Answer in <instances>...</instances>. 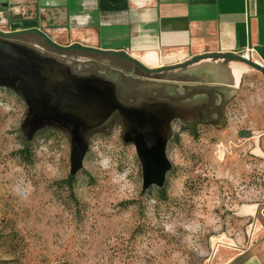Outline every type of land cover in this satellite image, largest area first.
<instances>
[{"label":"rangeland","instance_id":"obj_1","mask_svg":"<svg viewBox=\"0 0 264 264\" xmlns=\"http://www.w3.org/2000/svg\"><path fill=\"white\" fill-rule=\"evenodd\" d=\"M223 91L213 125L176 130L168 144L163 198L142 189L136 148L117 124L90 135L71 192L69 134L47 128L27 141V105L0 87V264H214L219 244L251 229L249 246L255 218L242 208L264 206V73L250 67Z\"/></svg>","mask_w":264,"mask_h":264},{"label":"crops","instance_id":"obj_2","mask_svg":"<svg viewBox=\"0 0 264 264\" xmlns=\"http://www.w3.org/2000/svg\"><path fill=\"white\" fill-rule=\"evenodd\" d=\"M0 29L38 30L64 46L124 50L153 68L204 54L237 55L248 46L264 62V0H0ZM147 51L163 61L144 62L137 54ZM203 61L213 66V85L230 91L253 68L240 59ZM246 206L250 209L244 206L242 214L255 218L253 236L258 231L263 240L253 245L252 236L246 247L248 229L247 235L217 246L214 264H264V206Z\"/></svg>","mask_w":264,"mask_h":264},{"label":"water","instance_id":"obj_3","mask_svg":"<svg viewBox=\"0 0 264 264\" xmlns=\"http://www.w3.org/2000/svg\"><path fill=\"white\" fill-rule=\"evenodd\" d=\"M20 32H34L59 49L75 48L139 62L124 50L81 44L64 46L38 30ZM15 33L18 32L0 30V87L13 90L27 105L21 124L24 138L32 141L47 128L66 131L71 143L70 175L75 176L84 167L90 146L87 136L118 110L124 125L122 143L134 144L142 166V189L164 187L167 174L173 167L167 154V143L172 137L171 121L185 118L188 112L200 114L202 106L199 104L206 103L207 96L201 94L180 100L142 96L132 105H126L119 100L114 82L93 72L75 73L69 64L45 55L27 43L11 39ZM211 56L243 60L238 55L204 54L193 57L192 61ZM183 85L180 83L181 90ZM111 126L109 123L95 131L108 133Z\"/></svg>","mask_w":264,"mask_h":264},{"label":"flooded vegetation","instance_id":"obj_4","mask_svg":"<svg viewBox=\"0 0 264 264\" xmlns=\"http://www.w3.org/2000/svg\"><path fill=\"white\" fill-rule=\"evenodd\" d=\"M35 34L18 32L11 35L10 38L27 43L45 55L53 56L69 64L75 73L93 72L114 82L119 100L126 105H132L142 96H165L180 100L205 94L207 101L204 104H199L200 107L202 106L200 114L188 112L185 114V118H175L171 121L172 137L167 146L177 137L176 130L191 129L199 125H213V120L218 118L223 107L225 94L223 88L226 87L213 86V72H211L213 66L211 63L203 61L206 58L195 62L192 61L193 58H190L186 61L153 68L139 59V62H135L116 55H105L111 56L110 59H106L96 56L103 54L90 51L75 48L59 49ZM20 35L25 38H17ZM167 66L172 68H166ZM180 83H184L183 90H181ZM109 123L117 124L124 130L123 118L118 110L113 112L110 118L95 130ZM91 133L87 136L88 139Z\"/></svg>","mask_w":264,"mask_h":264},{"label":"built area","instance_id":"obj_5","mask_svg":"<svg viewBox=\"0 0 264 264\" xmlns=\"http://www.w3.org/2000/svg\"><path fill=\"white\" fill-rule=\"evenodd\" d=\"M245 62L250 63L253 67L264 69V62L256 56V49L248 46L244 50L237 53Z\"/></svg>","mask_w":264,"mask_h":264},{"label":"bare ground","instance_id":"obj_6","mask_svg":"<svg viewBox=\"0 0 264 264\" xmlns=\"http://www.w3.org/2000/svg\"><path fill=\"white\" fill-rule=\"evenodd\" d=\"M140 59H142L144 62L148 63L149 65H159L163 59L155 52V51H147L143 54H137ZM240 71L237 74V77L240 75ZM239 80V78H237ZM246 211H248L250 208L248 206H245Z\"/></svg>","mask_w":264,"mask_h":264},{"label":"trees","instance_id":"obj_7","mask_svg":"<svg viewBox=\"0 0 264 264\" xmlns=\"http://www.w3.org/2000/svg\"><path fill=\"white\" fill-rule=\"evenodd\" d=\"M23 150H24V152H26L25 154L28 156L29 153H30L29 147L26 146ZM75 179H76L75 176L69 175L67 177V179L65 180V183L68 185V187H69V189H70L71 192H74ZM159 191L161 192L162 197L165 198L166 197V190H165V188L164 187L163 188H159Z\"/></svg>","mask_w":264,"mask_h":264}]
</instances>
